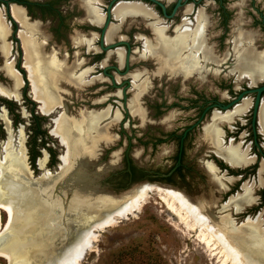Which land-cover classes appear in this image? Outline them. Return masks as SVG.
I'll use <instances>...</instances> for the list:
<instances>
[{"label": "rangeland", "instance_id": "rangeland-1", "mask_svg": "<svg viewBox=\"0 0 264 264\" xmlns=\"http://www.w3.org/2000/svg\"><path fill=\"white\" fill-rule=\"evenodd\" d=\"M63 2L64 3L62 4H58L57 10L62 9V14L66 15V30H59L57 33H55V27L58 25L56 15H52L51 20L50 18L46 17L40 19L34 15L32 21L28 20V24H36L38 26L37 33L32 37L37 43L43 44L45 50L44 54L46 56L53 54L58 62H63L67 57L68 59L66 68H71L73 65L79 64L74 62L77 58H91L92 52H89L90 55L87 56L85 53L87 49L90 50L91 48H87L84 45L79 46V42H77V45L75 43V40H77L79 34L83 35L85 34L86 30H89L86 28L88 24L85 22V12L84 8H82L83 5L81 1L67 0ZM99 3L100 1L97 0L94 5L96 9ZM104 4L106 5V3ZM18 8L22 9V7ZM0 10L9 32L6 43L9 44L11 48L10 56L7 60L4 59L0 53V87L11 91L13 89V83L5 75V71L3 69L5 62L11 63L14 70H17V65L19 63L22 72L19 70H17V72H19L21 75H25L26 79H28V75L26 71L23 70L24 52L21 42L19 39L18 43H15V41L12 40V23H10L9 17L5 14V9L0 6ZM116 22L117 23L114 22V25H120V27L123 26L125 22H127V24L123 26L124 29L122 33L119 34V36L131 35L132 43H135V38L141 36L145 38L142 44H144V42L152 43V37L150 36V31L152 33L150 26L151 22L140 19L125 21L122 25L118 21ZM146 24H148V28L146 27ZM16 26L18 30L17 37H19V33L24 32L25 29L21 28L18 24ZM157 26L162 27L159 23ZM180 30H183L182 27ZM89 38L90 36H86V40H89ZM92 40L95 41V37H93ZM140 43L141 42H139V44ZM139 44H134L132 47L133 50L139 51L141 49ZM83 46L84 48H79ZM229 47L230 46L228 44L223 46L218 50L217 55L221 56L224 53L231 54ZM228 54L226 55L229 57ZM99 55L102 60L105 58L108 59V62L106 65L103 63L102 65L97 66L95 71L98 73H100L101 69L105 66L114 65L112 62L114 59L113 53ZM139 55L141 59L152 60L154 63L149 61H141L139 59ZM152 58V55L144 51L143 48L138 54L131 55L130 64L133 71L130 73V76H132L130 81L132 82V85H134L136 92L135 94L131 93L128 96L130 101L128 102L127 108L129 114L132 116L136 115L129 108V104L134 101L137 103L139 109L142 107L146 108L150 112V119L156 121L154 107L157 105L159 97L155 92L157 90V82L154 75L155 73L157 75L160 74L157 73V63L155 62L154 58ZM63 63L60 64L63 65ZM231 63V58H229L225 65H208V67L212 66L208 68L209 71L211 69L213 73L217 74L219 72L220 75H209L204 82L196 80V89L201 93H205L206 97L208 98L218 97V93L220 91L224 92L227 87L233 89L235 91H233L234 93H238V91H240L239 88H243L246 81L243 80L240 82V80H236L237 78L235 79V74L230 75V72L233 70V66H230ZM200 65H204L205 67L206 64L202 63L200 60ZM80 67L81 64H79V68ZM83 68L88 70V73L86 76H84V78H86L91 72V69L87 68H92V65L87 64L84 65L82 69ZM230 68H232V70ZM86 70L82 72H85ZM82 72L78 74L76 73V75H79ZM91 76L97 75L92 74ZM114 76L117 84L123 81L119 76ZM134 76L136 77L133 78ZM145 79L153 85V89L150 90L146 97H137L138 99H135L137 93L140 92L144 87V84H138ZM86 81L89 82L90 79L87 78ZM106 81L108 82V80ZM24 82L25 85L22 84L21 88L19 89L20 93L18 91L20 94V99L18 102L14 103L12 100H9L11 101L9 103L14 105L11 108L12 112L8 111V106L2 102L3 99L0 97L1 161L4 157L3 149L8 144L12 146L10 151L13 155H16L17 153L21 156L23 155L21 149L18 146V141L22 137L24 140L26 166L29 174L28 179L39 184L33 187L40 188L41 184H45L46 180L48 179L52 180L57 179L58 177L61 178L64 173V169L66 168L63 160H73V156L71 155L72 152L69 154V150L63 146L62 143H60V139L51 134V131L55 130L56 121H58L63 115L66 118L77 119L79 118L78 115L80 112L83 111H93L95 113H99L109 109L110 118L104 119L98 124L99 129L105 130L104 135H106V138L100 141V144L96 148L93 155L94 157L91 158L88 166L83 171V180L81 179V181H83L84 184L79 185V188L84 186L90 192L88 194V200L93 201L95 199L109 198V200H112L114 203H118L116 208L125 202L127 198L134 196L137 190L140 188L150 187L152 189V192L149 194L145 205L141 208L139 213L135 214L133 217H128L126 220H117L118 223H116L114 226L103 229L99 232H95L96 241L91 240L89 245L85 246L81 253L78 264H221L222 259L220 256L217 255V252L212 253L205 247V244L200 241V236H198L199 233L191 231L189 226L183 224L169 214L166 204L162 201L161 197L155 193L156 188L162 190H171L181 194L190 202V204L202 208L203 214L207 216L211 222L225 217L227 214H229L233 219L234 225L232 228L234 229H238L240 225H242L243 221H245L247 218L252 219L259 215L264 222V188L259 189L257 192V196L259 197V206L248 210L247 213L235 216L232 212L221 211V208L230 197L240 193L237 190L230 195V191L239 185L236 182L233 183L226 181L225 178H228L231 175L225 173V171H221L220 168H218V170L221 172L217 173L215 176L210 175L204 170L205 167L203 168V163H215L214 157L209 152L210 149L202 143L198 142L196 145L187 146L184 160L186 170L179 176L172 178L170 181H164V179L160 176L165 175L170 167L174 164L173 157L176 151V146L169 144L152 146L150 140L154 139L153 132L157 133L155 127L147 125V128L151 129L150 134H152L148 135V132L145 131L147 128L142 127L139 122L133 118H131L132 129L125 128L122 130V124L119 122L121 121L122 123L124 116V112L122 110L123 105L121 94L117 96L118 98L106 97L108 93L102 95L94 94L95 89L96 92H98L99 88L106 85L100 84L82 88L81 85L85 83V80L79 86H73L70 83L60 81V83L57 85V96L60 100L59 106L61 108H56L55 110L53 109L54 111L52 110V113L50 112L51 114L49 113L48 115H44L39 109V104L33 100L34 98L31 95V86H27L30 84V82ZM101 98L105 99L106 101L100 105H95V102L101 100ZM108 100H114L115 104L109 102ZM112 115L114 119L117 117L119 120L115 122L111 118ZM2 116H5L9 122L10 133H7L6 131V125L2 120ZM35 134L38 135L37 142L39 143L42 141L45 146L44 148L38 149L39 157L37 158L35 167L33 169L29 163L27 143H29V140L35 136ZM92 136L95 135L92 134ZM127 136L132 138L130 158L134 166L137 169H143L148 172L157 173L158 175H153L148 178H136L135 181L126 186L123 183L121 184L119 173L124 169L123 157L127 148ZM248 144L249 143H247L245 146ZM48 149L54 153L55 162L52 161L47 151ZM63 157H65V159ZM40 160L45 161L43 168L39 167L38 165ZM114 174H117V176H113ZM254 180L255 179H253V176L251 175L249 177V182L253 183ZM58 184H60V182L57 183L53 189L55 197L58 191V189L55 190V188L58 186ZM224 185L229 187V192L224 191ZM62 195L64 194L62 193ZM63 197L68 205L69 203L67 201V194ZM69 214L72 220L69 219L66 223L62 224L64 225V228L62 227L63 231L60 236L61 241L54 246L57 253H59L60 247L73 242L77 233H79L78 231L82 230L79 226L81 224L80 219L78 220L77 217L76 220H74V213L69 212ZM5 222L6 217L3 215V227L5 226ZM67 228L72 229V232L66 230ZM55 232L56 230H53V228H50L49 226H37L36 234L38 233L39 236L45 235L46 237L35 238L36 240L32 242V250L29 256L36 249L43 250L42 247L40 248L38 246V244L41 243L40 240H45V238H47L46 240L48 241L53 240L54 236L57 235ZM48 235L50 237H48ZM29 256V261L34 260ZM0 264H6V262L0 259Z\"/></svg>", "mask_w": 264, "mask_h": 264}, {"label": "bare ground", "instance_id": "bare-ground-1", "mask_svg": "<svg viewBox=\"0 0 264 264\" xmlns=\"http://www.w3.org/2000/svg\"><path fill=\"white\" fill-rule=\"evenodd\" d=\"M80 1L85 7L87 20L93 25L99 26L103 17L95 8H91V5L95 4L97 0ZM10 15L16 24L25 29L19 34L24 52L23 68L28 75L33 100L39 104L41 113L48 115L56 106L60 105L57 96V85L60 81L74 86L82 84L88 70L76 76L79 64L66 68L58 62L53 54L46 56L43 52V44L37 43L32 37L37 33V26L28 24L24 10L13 6ZM112 16L121 25L125 21L135 19L151 22L153 40L152 43L144 42L143 49L152 55L157 63V70L162 69L161 72L165 71L166 74H199L202 73L200 59L214 65H219L227 60V56L224 60H216L212 56L211 50L205 47L202 38V30H204L202 15L199 16L200 23L194 33L186 29L177 30L175 36L170 39L164 35L163 29L157 28V20L153 14L141 5L120 3L114 8ZM118 30L117 26H111L107 30L105 42H111ZM8 33L0 11V53L6 60L11 51L9 44L6 43ZM91 43L92 40L79 42L80 45L86 44L87 48L91 47ZM233 51L235 67L230 73L235 74L237 80L246 78L253 85L264 79V58L262 56L255 57L250 46L241 49L238 43L234 45ZM113 56L120 63L123 52L116 50ZM3 69L5 75L13 83V89L8 91L0 87V96L7 100L18 101V90L22 86L20 76L12 68L11 63L5 62ZM137 97L139 95L135 99H138ZM129 105L135 114L141 112L134 101ZM248 107L249 102L245 100L241 106L235 108L233 113L224 118L214 115L212 124L208 127V132L212 134V147H214L216 156L224 162L226 161L227 163H225L230 167L231 165L232 167L249 166L253 160L247 158L246 153H239L240 146L233 147L230 144L226 150L218 149L222 142L218 140L216 126L219 123H231L235 117L244 114ZM109 113V109L99 113L87 112L81 113L75 121L64 116L56 121L55 130L51 131V134L60 139V143L69 150V154L72 152L73 160L63 157L66 168L61 178L48 179L45 184H41L40 188L33 187L29 182L23 138L21 137L18 141L22 156L18 153L13 155L10 151L12 148L10 144L3 149L4 157L2 161L0 160V259L4 260L6 264H78L85 246L89 245L91 240L96 241L95 232L114 226L118 223L117 220L133 217L145 205L152 192L150 187L140 188L134 196L127 198L117 208L118 203L109 199H95L89 204L88 210H85V200L87 199L80 198L69 202L68 208L64 210L57 204L58 202L50 200L54 186L68 178L74 162L78 158L90 160L100 141L106 138L105 130L99 129L98 124L102 120L108 119ZM260 116V121L264 123V104ZM115 118V122L119 120V118ZM2 120L7 127V133H10L8 120L5 116H2ZM44 164L45 161L38 162L41 168L44 167ZM206 168L209 173L217 174V170L210 163L206 164ZM155 193L166 204L172 217L189 226L191 231L199 233L200 241L210 252H217V255L222 259L221 264H264V230L260 216L254 220L246 219L238 229H234L232 228L234 224L228 216L211 222L203 214L202 208L193 206L177 192L156 188ZM254 203L255 199H253L251 188L243 186L242 193L231 198L221 208V211L232 210L235 213H240ZM69 212L75 214H73V219L78 216H88L89 219H99L100 221L89 228L78 231L74 241L65 246L63 244L57 253L54 246L61 241L60 236L64 226L62 224L72 219ZM3 215L6 217L4 227L2 225ZM41 225L53 228L57 235L53 240L48 241L47 238L40 240L41 243L38 246L43 250L36 249L29 256L35 238L46 237L45 235L39 236L38 233L42 230L37 233L38 235L36 234L37 226ZM48 237L50 236L48 235ZM28 256L34 260L29 261Z\"/></svg>", "mask_w": 264, "mask_h": 264}, {"label": "flooded vegetation", "instance_id": "flooded-vegetation-1", "mask_svg": "<svg viewBox=\"0 0 264 264\" xmlns=\"http://www.w3.org/2000/svg\"><path fill=\"white\" fill-rule=\"evenodd\" d=\"M9 1L12 4L17 5L18 7H22V9L25 12L26 18L29 21L33 20L34 15H36L40 19L46 17V18H50V20L52 19V15H56L58 25L55 27L56 28L55 33H57L59 30L67 29V25L65 22L66 15L62 14L63 13L62 9L57 10L58 4L59 3L62 4L64 3L63 1H67V0H9ZM99 1L100 3L98 4L97 9L100 15L103 17L102 23L99 26H97V25H93L90 21L85 19V22L88 24L86 28H88L89 30H86L85 34L83 35L79 34L77 40H75V43L77 45V42L85 41L86 36H90L89 40L90 39L92 40V38L95 37V41L92 40L90 47L91 49L90 50L87 49L85 53L88 56L92 52V57L88 59L79 57L74 61L76 63L81 64L79 70L76 71L77 74L86 70L85 68L82 69L84 65L87 64L92 65V68H87V69H91V72L86 78H84L85 83L83 85H81L80 83L77 86L81 85L82 88H85L89 86L104 84L106 86L99 88L98 89L99 93L96 92L95 89L94 94L102 95L108 93L106 97L118 98L117 96H119L120 94L122 96L124 93L127 98V103H126V107H127L128 102L130 101L128 99V96L131 93L135 94L136 92L134 85H132V82L130 81V78L132 77L130 76V73L133 71L131 69V64H130L131 55L138 54L139 52L142 51L143 48L142 42L145 38L138 36L137 38H135L136 39L135 43H132L131 35L119 36V34L122 33L124 29L123 26L126 25L127 22H125L124 25L121 27L120 25H117L118 28L120 27L117 36H115L110 43H106L105 42L106 38H104L103 46H109L123 42L125 45L108 52V53H114L116 50L122 51L123 52L122 61L120 63L117 62L116 58L113 56L114 59L112 60V62L114 65L105 66L104 68L101 69L100 73L95 71L97 66L102 65L103 63L104 65H106V63L108 62V59L105 58L104 60H102L99 57L100 56L99 54H105V55L108 54L106 52L100 51L99 36L101 34L103 26L107 21V7L110 5V3L113 0H99ZM157 1L164 7V11L158 6H155L146 0H134L133 2H129L128 0H119V2H116L113 5L112 12L116 7L117 3L119 4L134 3L141 5L147 8L153 14L155 19L157 20V25L159 23L162 26V27H158L156 25L157 28L163 29L164 35L169 39L173 38L175 36V32L177 30H180L181 27L183 30L186 29L189 30V32L194 33L195 29L198 27V24L200 23L199 16L202 15L203 18L202 23L204 25V30H202V38L205 42V47L211 50L212 56L218 61L224 60L225 56H227L226 54L228 53H224L223 55L218 56L217 55L218 50L227 44L230 46L229 48L231 50V54H228L229 57L227 56V60L224 61L225 63L221 62V64L225 65L229 60V58H231L232 63L230 64V66L231 67L233 66L232 68L234 70L235 60L233 63V59H234L233 47L236 43L239 44L241 49L250 46L254 51L255 57L262 56L264 58V0H181L180 7L177 9L174 15H173V10L179 0H157ZM104 3H106V5ZM94 5L95 4H92L91 8L94 9L95 8ZM0 6L4 8V4L0 3ZM83 8L85 12V18H87L84 5ZM112 12H111V18L109 21L108 29L111 26H116V24L114 25V22L117 23L114 17L112 16ZM6 15L9 17L10 23H12L11 25L12 40L15 41V43H18L19 37H17V33H18L16 26L17 24L15 23L14 20H13L14 22L12 21L10 12L9 14ZM147 25L148 24H146V27ZM150 36L153 38L151 31H150ZM152 38L151 40H153ZM139 42L141 43L139 44ZM134 44L135 45L139 44L141 49L139 51L133 50L132 47ZM82 45L87 47L86 44H82ZM82 45L79 44V46ZM84 46L79 48H84ZM128 51H129V56H128L129 68L128 71H126L124 67V63L127 58ZM43 52H45L44 47H43ZM232 54H233V58H232ZM67 59L68 58L66 57V59L63 61L64 63L60 62L63 63L64 67H67ZM139 59L143 62L149 61L154 63V61L152 60L141 59L140 55H139ZM202 63H205L206 65L205 67L204 65H201L202 73L199 74L169 75L166 74L165 71L161 72L162 69L157 70V73L160 75H157L156 73L154 75L157 82V86H156L157 90L155 92L159 97V100L157 101V105H155L154 107L155 108L154 115L156 117V121L151 120L149 117L150 112L146 108L142 107L139 109L141 112L134 116L129 114V111L127 112V116H126L125 112L123 111L124 116L122 123L121 121L119 122L120 124H122L121 125L122 130H124L125 128L132 129L131 118L136 119V121L139 122V124L144 128H147V125L154 126L157 133L153 132L154 139L150 140L152 146H159L164 144L176 146V151L173 157L174 164L170 167V169L167 171L165 175L160 176L164 179V181H170L172 178L179 176L181 173H183L186 170V167L184 165V160H185V153H186L185 151L187 146H193L199 142L205 145L206 147H208L210 149L209 151L210 154L214 157V163H215V164L213 163L210 164L217 170V173H220L221 171H225V173L231 175L228 178H225L226 181L233 183L236 182L239 185L236 188L234 187L235 189L233 188L231 191L229 187L224 185L225 186L224 191L226 192L230 191V195H231L232 193L238 190L240 193L235 195L237 196L242 193L243 186L251 188L252 196L253 199H255V203L252 206L243 209V211H241L240 213H235L234 211L229 210V212H232L233 215L238 216L247 213L248 210L256 206L257 207L259 206L258 204L259 197L257 196V192L259 191V189L264 188V123L260 121L261 109H262V105L264 104V92L261 94L254 122H253V110H254L256 94H249L243 96V98L239 102H237L235 105L230 107L227 111H223L220 108V106L227 107L244 92L263 87L264 79L252 85L249 79L242 78V80L240 79V82L245 80L246 83H244L243 88H239L240 91L237 90L238 93H234L235 91L233 89L227 87V89H225L224 92L220 91L218 93L219 94L218 97L208 98L206 97L205 93H201L196 89L195 82L196 80L204 82L209 75L219 76L220 74L219 72L217 74L213 73L211 69L210 71L208 70V68L212 67V66L208 67V65H214V64L203 61ZM105 68L108 69L105 71L104 74ZM116 68L119 69V72L116 71ZM232 68L230 69L232 70ZM17 70L22 72L19 63L17 65ZM17 70L15 71L17 72ZM125 72L127 73L124 76H122V74H124ZM17 74L20 76L22 84L25 85L24 81L29 82V80L26 79L25 75H21L19 72H17ZM92 74H96L97 76H91ZM114 75L119 76L123 81L117 84ZM87 78L90 79L89 82L86 81ZM236 78L237 77L235 76V79ZM106 80H108V82ZM143 84L144 87L142 92L137 93V95H139L140 98L146 97L150 92V90L153 89V85L148 80L146 79L142 80L138 85H143ZM27 86L29 87L30 84ZM0 97L3 99L2 101L11 102L6 98L4 99V97L2 96ZM19 99H20V94H19ZM10 100H12L14 103L18 102V101H14V99H10ZM245 100L249 102V107L246 109L244 114L235 117L231 121V123H224V124L219 123L216 126L218 140L222 142V144L218 146V149L226 150L230 146V144H232L233 147L240 146L238 150L239 153L240 154L246 153V157L249 159L251 158L253 160V163L249 166L239 165L238 167H232L231 165L230 167L228 164H226L227 163L226 161L225 163L224 160L219 159L216 156L214 147H212V142H213L212 134L208 132V127L212 124V119L214 115H217L220 118H224L226 115L233 113L235 108L241 106ZM105 101H106L105 99L101 98V100L95 102V105H100ZM108 101L115 104L114 100H108ZM56 108L59 109L61 107L60 106L55 107L54 110ZM81 113H87V112L83 111L80 112V114ZM80 114L78 116H80ZM108 118H110V113ZM111 118L114 120L113 115ZM69 119L73 120V118H69ZM145 131L148 132L147 133L148 135H152L150 134L151 129L147 128L145 129ZM131 140L132 138L130 136H127L126 138L127 148L125 150L123 157L124 169L119 173L120 175L119 178H121L120 181L121 184L123 183L126 186L132 183L133 176L148 178L153 175L154 176L158 175L157 173L148 172L143 169H137L134 166L130 158ZM247 143L249 144L245 146ZM205 163L207 164L209 162H205ZM205 163H203V168L205 167L204 170L209 173ZM218 168H220L221 171L218 170ZM209 174L215 176L211 173ZM251 175L253 176V179H255L253 183L249 182V177ZM235 196L230 197L227 200V202ZM226 216H228L229 219L233 222V219L229 214H227ZM247 219L254 220L255 218L252 219L247 218ZM263 224L264 222L262 220V228L264 226Z\"/></svg>", "mask_w": 264, "mask_h": 264}, {"label": "water", "instance_id": "water-1", "mask_svg": "<svg viewBox=\"0 0 264 264\" xmlns=\"http://www.w3.org/2000/svg\"><path fill=\"white\" fill-rule=\"evenodd\" d=\"M128 1L129 2H133L134 0H128ZM146 1L150 2L151 4H153L155 6H158L159 8H161L164 11V7L157 0H146ZM116 2H119V0H113L110 3V5L107 7V21H106L105 25L103 26V29H102L101 34L99 36V47H100V51H103V52H106V53L110 52L113 49H116V48H119V47L125 45L123 42H120V43L113 44V45H109V46H103V44H104V38L106 36L105 33L107 32V29H108V26H109V21H110V18H111V12H112V9H113V5ZM0 3L4 4L5 14H9V12L11 10L10 8L12 6L18 7L17 5L12 4L9 0H0ZM117 4H119V3H117ZM117 4H116V6H117ZM180 4H181V0H179L178 3L176 4V6H175V8L173 10V15L177 11V9L180 7ZM171 17H169V18H171ZM11 19H12V17H11ZM85 19H87V18H85ZM12 21H13V19H12ZM129 51H128V55H127V58H126L125 63H124V67H125L126 71H128V68H129V60H128ZM107 69L108 68H105L104 69V74H105V71ZM116 71L119 72V69L116 68ZM126 73L127 72H125L124 74H122V76H124ZM112 84H113V81H112ZM263 92H264V86L261 87V88H258V89L248 90V91L244 92L242 95H240L234 102H232L227 107L220 106V108L223 111H227L230 107H232L237 102H239L243 98V96L249 95V94H256L255 103H254V110H253V122H254L255 116H256V113H257V108H258L259 101H260V97H261V94ZM122 101H123V103H122V105H123L122 106V109H123V111L125 112V114L127 116V112H128L127 107H126L127 98H126V96H125L124 93L122 95ZM75 120H77V119H75ZM93 157L94 156H92V158ZM90 160H87L86 158H84V160L78 158L74 162V165H73L71 174L68 176V178L66 180L60 182V184H58V186L55 188V190L58 189V191H59V192L56 193V197L54 195V190H53L52 196H51L52 198L50 200H53L56 203L58 202L57 204L60 205V206H62V208L65 210L69 206V204L67 205V203L65 202L64 197H63L66 194H67V201H68V203L71 202L74 199L84 198V199H87V200H85L86 201L85 202V210H88V208L90 206L89 204L92 203L91 200H88V196H89L88 194L90 192H88V190L84 186H82V187L79 188V185H83L84 184V182L81 181L82 176H83L82 175V172L88 166ZM113 176H117V174H114ZM29 182L33 186L39 185L36 182H32V181H29ZM62 193L64 195H62ZM69 196L70 197L72 196L71 199H70ZM107 199H109V198H107ZM110 201H112V200H110ZM79 219L81 221V224L79 226L81 227L82 230H84L86 228H89L94 223H97L98 221H100L99 219L98 220L97 219H89L88 216L87 217L86 216L85 217L84 216H78V220ZM70 220H72V219H70ZM74 220H76V219H74ZM66 230L72 232V229L67 228Z\"/></svg>", "mask_w": 264, "mask_h": 264}, {"label": "trees", "instance_id": "trees-1", "mask_svg": "<svg viewBox=\"0 0 264 264\" xmlns=\"http://www.w3.org/2000/svg\"><path fill=\"white\" fill-rule=\"evenodd\" d=\"M5 105H7L8 107V111H11V108L14 106L11 103L7 102V101H2ZM16 122V121H14ZM37 134H35V136H33L30 140L29 143H27V148H28V156H29V163L32 166V168L34 169L35 167V163L37 158L39 157V153H38V149L40 148H44L45 144L42 143V141H40L39 143L37 142ZM52 161L55 162V155L54 153H52V151L50 149L47 150ZM134 171V170H133ZM136 178H143V177H136L133 176L132 178V182L135 181Z\"/></svg>", "mask_w": 264, "mask_h": 264}]
</instances>
